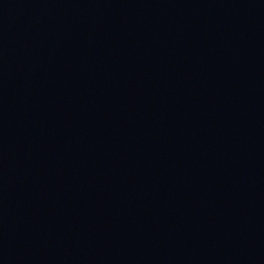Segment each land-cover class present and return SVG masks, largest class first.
I'll return each instance as SVG.
<instances>
[{
  "label": "water",
  "instance_id": "1",
  "mask_svg": "<svg viewBox=\"0 0 264 264\" xmlns=\"http://www.w3.org/2000/svg\"><path fill=\"white\" fill-rule=\"evenodd\" d=\"M0 264H264V0H0Z\"/></svg>",
  "mask_w": 264,
  "mask_h": 264
}]
</instances>
